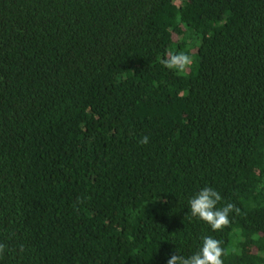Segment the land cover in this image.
<instances>
[{
  "label": "trees",
  "instance_id": "obj_1",
  "mask_svg": "<svg viewBox=\"0 0 264 264\" xmlns=\"http://www.w3.org/2000/svg\"><path fill=\"white\" fill-rule=\"evenodd\" d=\"M206 186L240 209L221 231L190 215ZM205 236L264 264V0H0V264H167Z\"/></svg>",
  "mask_w": 264,
  "mask_h": 264
},
{
  "label": "clouds",
  "instance_id": "obj_2",
  "mask_svg": "<svg viewBox=\"0 0 264 264\" xmlns=\"http://www.w3.org/2000/svg\"><path fill=\"white\" fill-rule=\"evenodd\" d=\"M192 63V58L187 53L181 52L172 54L162 60V64L169 69L183 72ZM148 137L144 136L139 141L140 144L148 143ZM222 197L212 187H204L189 200L190 215L210 225L213 231H221L229 224L231 213H239L240 209L233 203H227L224 207L218 208L217 204ZM5 245L0 243V256L3 255ZM224 249L221 241L211 236H205L202 246L197 252L189 257H184L179 253L173 254L167 264H224L222 256Z\"/></svg>",
  "mask_w": 264,
  "mask_h": 264
}]
</instances>
